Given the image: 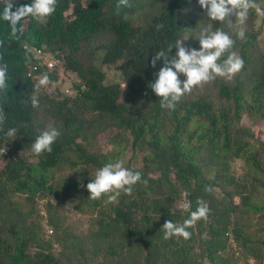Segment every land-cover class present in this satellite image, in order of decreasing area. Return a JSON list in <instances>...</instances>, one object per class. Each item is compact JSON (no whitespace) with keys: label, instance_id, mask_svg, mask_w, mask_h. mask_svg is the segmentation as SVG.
Segmentation results:
<instances>
[{"label":"trees","instance_id":"obj_1","mask_svg":"<svg viewBox=\"0 0 264 264\" xmlns=\"http://www.w3.org/2000/svg\"><path fill=\"white\" fill-rule=\"evenodd\" d=\"M14 2L18 6L31 0ZM194 4L198 0H129V6L119 0H57L47 18V36H28L39 22L31 16L17 25L15 35L0 19V64L8 67L9 85L0 95L6 113L0 148L5 143L10 147L6 158L0 156V264H233L225 249L238 245L254 258L264 257V226L257 243L245 229L250 211L264 209L256 199L258 190L264 194V142H253L248 129L239 125L244 113L264 119V53L257 61L245 54L256 43L255 35L242 40L238 50L237 38L230 34L232 51L240 52L244 61L241 78L218 77L208 83L210 88L184 95L174 110L162 109L148 87L162 66L161 61L151 66L155 52L188 33L191 46L199 49L196 39L204 26L224 27L206 14L201 17ZM4 6L5 0L0 13ZM69 8L70 18L64 14ZM26 40L47 42L64 53L74 75L68 91H54L61 98L40 94L35 80L26 76ZM89 40L103 50L100 64H117L127 89L123 99L120 82L106 83L105 71L80 56L81 44ZM175 52L173 47L170 55ZM35 94L39 105L33 108ZM44 119L51 120L60 136L51 153L36 156L30 146L48 127ZM11 127L18 133L10 141L5 133ZM109 144L126 146L134 155L124 162V149H111L110 154L102 150ZM239 158L247 166L240 179L230 166ZM117 160L141 172L147 184L138 183L131 195L122 193L111 203L108 194L89 200L85 186L95 171ZM65 166L76 177L55 183L51 172ZM182 192L189 193L185 203L190 201L192 210L202 199L208 216L189 229L190 239L165 240L163 223H182L189 215L184 205L176 207ZM14 193L22 202L12 200ZM45 198V221L51 228L44 231L45 218L35 203ZM67 203L87 214L86 221L69 225V216L60 214Z\"/></svg>","mask_w":264,"mask_h":264},{"label":"clouds","instance_id":"obj_2","mask_svg":"<svg viewBox=\"0 0 264 264\" xmlns=\"http://www.w3.org/2000/svg\"><path fill=\"white\" fill-rule=\"evenodd\" d=\"M3 1L0 0V2ZM198 4L201 9L205 10L206 16L211 21L226 22L229 25L233 23L232 17L235 18L236 25H245L250 10H254L257 16L264 17V7H261L257 0H198ZM119 5L129 6V0H119ZM56 6L57 0H31V3L18 6L14 0H5L0 19L8 23L11 35H15L18 31L17 25L24 18L31 16L39 22L28 36L46 35L49 22L47 18L54 14ZM69 10L72 11L69 8L64 13L68 18L71 14V12L67 13ZM201 21L203 23L204 20L201 19ZM160 27L162 25H157V28ZM235 35L240 40L246 39V32L243 27H238ZM190 37L191 33L183 35L175 43L169 44L166 50L155 52L151 59L152 67H156L158 61L162 62V66L155 73V80L148 85L159 98L162 109L174 110L181 98L191 93L194 87L214 81L218 77L231 79L240 73L244 67L243 58L237 52L232 51L235 40L222 28L213 29L212 25L204 26L199 31L196 39L199 42V49L185 46V41ZM90 41H84L81 47L82 45L91 47L90 44L93 43L95 47L89 54L94 55L101 52V55H103V50L97 47L98 43ZM173 47L176 49L175 55H170ZM23 49L28 53L26 76L35 80V82L40 77L36 85L37 88L49 86L52 83L50 79H54L61 71L66 72V75L61 74V77L65 79L63 89L68 91L67 88L73 73L66 66L64 53L52 49L47 42L36 45L32 42L29 43L27 40L23 44ZM101 55H98V62ZM98 65L102 64L98 63ZM35 71H37L36 74H34ZM181 75L185 79L181 80ZM123 84L125 85L124 81ZM8 87V67L6 64H0V95H4ZM23 103L27 104L29 101L26 100ZM30 104L33 108L38 107V98H31ZM5 120L4 104L0 103V126L4 125ZM17 133V128L11 127L7 129L5 136L11 141L16 138ZM59 136L60 131L49 125L45 130L40 131L34 142H32L30 146L31 153L36 156H40L45 152L51 153L52 145ZM5 145L0 148L2 158H6L10 150V147ZM138 183L147 184V180L142 179V173L124 167L123 161L117 160L105 163L98 168L85 187L89 193V200H99L105 194H108L107 202L111 203L116 201L122 193L131 195ZM205 190L210 191L208 188ZM185 197L187 199V193H185ZM184 210L189 215L182 223H174L171 220H166L163 223L160 230L165 240L172 238L190 239L191 232L189 229L198 221L206 219L209 213V209L202 199L197 200L195 210L191 209L190 201L184 204Z\"/></svg>","mask_w":264,"mask_h":264},{"label":"rangeland","instance_id":"obj_3","mask_svg":"<svg viewBox=\"0 0 264 264\" xmlns=\"http://www.w3.org/2000/svg\"><path fill=\"white\" fill-rule=\"evenodd\" d=\"M258 4H260L261 7H264V0H259L257 1ZM197 10H200V16L202 17L203 15L205 16V10L201 9L199 4H194ZM71 10H69L67 13H70ZM69 15V14H68ZM233 20V23L231 25H229L228 23L225 22V24L223 25L224 27H220L222 28L225 32H227L229 35L236 33L238 27H243L245 32H246V37H248V35H250L251 33L253 35H255L256 37V43L255 44H250L245 52L246 55H251V60L253 61H257L260 59V56L264 53V17H260L257 16L254 12V10H250L249 12V18L246 21L245 25L243 26H239L236 25L235 23V18L232 17L231 18ZM204 20V19H203ZM202 24H205V21H203ZM236 37V35H235ZM237 38V37H236ZM241 41L240 39L237 38V43H236V48L239 50V48H241ZM91 47H89L88 45H82L81 50H80V56L82 57V59L84 61H92L95 63H99L98 62V55H101V52L98 54H94V55H90L89 52H91V50L94 49L95 45L93 43L90 44ZM192 43L190 41H185V46L189 47V48H194L191 46ZM236 52L239 55H242L240 52H238L236 50ZM244 54V55H245ZM101 68L105 71L106 74V79L105 82L106 83H110V82H120L121 84V98L123 99L125 96H127V89L126 86L123 84V78L121 76V72L119 70L116 69L117 64H113L110 66L107 65H100ZM243 72L244 70L242 69L240 73H238L237 75H235L233 78L238 77L241 78L243 77ZM61 74H65L66 72H59L57 74V76L53 79H50V81L52 82L49 86L45 87V88H38V92L42 95H46V97H48L49 99L51 98H61L59 95H63V94H59L56 95L54 93L55 90H57L58 88L63 89V84L65 83V79L63 77H61ZM241 74V75H240ZM40 78V77H39ZM39 78L36 80V84L39 80ZM180 79L183 80L185 79V77H183V75L180 76ZM211 87V83L208 84H203L200 86H196L193 88L191 93H197L198 90H201L203 88H210ZM216 93V91H214ZM40 95V97L42 96ZM34 97H38V94H35ZM42 117H44L42 115ZM42 124L44 126H49L51 125V120L49 119H44L41 121ZM239 125L242 126L243 128L248 129L249 133L252 135V137L250 138L253 142H255L256 140L258 141H263L264 142V119L260 118V119H252L248 116V114L244 113L240 119ZM113 133H115L113 131ZM111 149L116 150L115 152H117V150H122L120 158L124 161L127 162L126 160H129L133 157V153L131 151H129L127 149L126 146L123 145L120 146V148H118L117 146L114 147V145L109 144V145H102V150L104 152H108L110 154ZM141 157V156H140ZM137 158V155H135V158L133 159V161ZM32 160H35V158H32ZM138 163L139 160H137ZM2 164V162L0 161V165ZM230 166H231V170L233 171V173L235 174L236 177H238L239 179L242 178L245 175L246 172V164L245 161L243 159H232L230 161ZM52 177H53V181L55 183H62L65 181H70L72 179H74L76 176V172L74 171V169H70L68 166H65L63 168H61L58 172L53 170L51 172ZM215 194L218 195V197L222 196V192H221V188L219 186H215L214 188ZM46 199L43 200H39L38 202H36V212L41 215V218H45L42 219L41 222H43V230H46V226L47 222L45 221L47 218V214H45V210H44V204H46ZM257 203L259 205H263L264 203V194L262 192H260L258 190V196H257ZM12 200H18L20 202H22L21 197H18L17 194H13L12 195ZM186 197L184 195V193L182 192V194L180 195L178 201L176 202V207H183L184 203H185ZM239 199L238 197L234 198V203L238 202ZM74 203V202H73ZM75 207V206H74ZM73 206H71V204L67 203L66 205H62L60 206V214L63 216V214L68 217L69 219L68 221H66L69 225H73L75 222L80 224L86 221V219L88 218L87 214H82L79 213L75 210ZM26 209V207H25ZM260 216H264V209H261L258 213H252V211H250L249 213V217H248V221L245 220V229L246 231L249 233L250 237H251V241L254 243H257L258 240V236L260 235V231H259V227L264 226V218L260 217ZM84 229L85 225H81ZM48 228H51L50 226H48ZM45 233V232H44ZM48 233V232H47ZM50 235V234H49ZM255 246L257 247V245L255 244ZM225 253L227 254V256H229L232 260H233V264H260V263H264V257L260 259L254 258L253 256H251L250 254H248L246 251L242 250V248L238 245L236 246V248H232V247H227L225 249ZM258 261V262H257Z\"/></svg>","mask_w":264,"mask_h":264},{"label":"water","instance_id":"obj_4","mask_svg":"<svg viewBox=\"0 0 264 264\" xmlns=\"http://www.w3.org/2000/svg\"><path fill=\"white\" fill-rule=\"evenodd\" d=\"M187 194H188V197L187 198H189V193L187 192Z\"/></svg>","mask_w":264,"mask_h":264}]
</instances>
